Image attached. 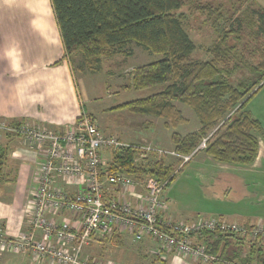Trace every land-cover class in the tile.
Wrapping results in <instances>:
<instances>
[{"label": "trees", "instance_id": "16d2710c", "mask_svg": "<svg viewBox=\"0 0 264 264\" xmlns=\"http://www.w3.org/2000/svg\"><path fill=\"white\" fill-rule=\"evenodd\" d=\"M50 1L65 47L64 58L70 62L80 54L84 66L100 71L105 58L124 53L131 43L162 54L155 61L137 66L128 84L135 89H157L147 96L121 102L111 110L126 108L133 113L166 118V126L177 127L186 121L176 105L180 101L195 112L200 128L186 135L173 133L177 153L190 155L207 137L204 151L217 161L245 166L255 162L264 128L248 103L264 84L263 6H256L251 0H238L230 8L224 3L202 0ZM186 5L204 15L216 31L208 48L210 59H191L197 46L184 26L188 19L183 9ZM222 20L229 23L220 25ZM245 30L255 45L251 38L246 39ZM9 152V146L0 143V185L11 182V173L5 171ZM137 156L134 147L117 149L112 153L109 169L128 173L140 181L156 177L166 182L165 187L175 179L174 164L157 159L139 161ZM245 225L249 230L255 226L251 222ZM121 233L114 230L103 238L120 245ZM193 239L235 264H264L263 234L253 240L248 234L216 229L195 234Z\"/></svg>", "mask_w": 264, "mask_h": 264}, {"label": "built area", "instance_id": "2783aa9c", "mask_svg": "<svg viewBox=\"0 0 264 264\" xmlns=\"http://www.w3.org/2000/svg\"><path fill=\"white\" fill-rule=\"evenodd\" d=\"M3 132L25 136L38 150L41 161L36 168L29 229L9 235L0 226V252H29L37 260L48 259L52 264H121L83 255L96 234L104 237L119 230L132 233L137 241L150 237L166 252L196 261L212 259L213 264H235L218 261L204 244H196L193 236L220 229L248 234L255 240L264 230L258 225L249 230L245 224L220 216H203L193 221L167 217L166 182L156 177L140 181L128 173L111 171L109 164L113 151L120 148H136L139 161L152 153H177L152 143L128 142L107 134L86 111L62 130L0 120V137ZM107 151L111 152L109 162ZM137 186L142 191L138 194L134 191ZM63 211L75 214L76 219H59L57 214Z\"/></svg>", "mask_w": 264, "mask_h": 264}, {"label": "crops", "instance_id": "0c3cea01", "mask_svg": "<svg viewBox=\"0 0 264 264\" xmlns=\"http://www.w3.org/2000/svg\"><path fill=\"white\" fill-rule=\"evenodd\" d=\"M64 52L65 47L50 0H0V120L22 121L62 130L74 123L81 112L89 111L87 100L95 95L90 93L82 101L75 78L72 77L74 71L70 61L64 58ZM73 58H80L82 62L80 54ZM251 112L256 117L255 112ZM97 115L95 118L101 125V112L98 110ZM262 125L264 128V123ZM100 127L107 134H115L103 126ZM151 127L133 129L131 126L125 128L122 125L124 134L121 133L120 136L126 140L129 137L139 140L133 141L131 138L132 141L128 142L157 138L158 135H153L154 130ZM126 133L128 136L124 137ZM11 135L13 140L10 146L13 149L10 152L14 164L13 169L10 167L8 170L11 173V182L0 185V223L9 235H16L29 229L28 216L33 205L36 168L41 157L37 155L36 147L26 145L28 141L23 135ZM14 136L22 137L17 140ZM259 138V154L253 164L233 166L236 171L231 169L232 164L223 163L224 168L230 171L224 170L222 173L240 174L243 178L264 174V139L260 135ZM157 140H160L159 137ZM0 143L3 142L0 140ZM136 188L134 191L137 194L142 192L138 191L140 186ZM131 197L134 198V195ZM164 213L175 220L187 218L180 217L178 210L171 211L169 207ZM57 217L76 219L75 214L68 211L57 214ZM252 219L253 217L246 216L230 220L241 221L242 224H255L260 220ZM121 234L123 243L120 245L110 244V240L96 234L95 239L84 248L83 255L87 258L115 260L121 264H184L180 255L163 251L161 244L150 237L137 241L130 232ZM159 255H163V259ZM0 264L52 263L48 259L37 260L29 252H2Z\"/></svg>", "mask_w": 264, "mask_h": 264}, {"label": "rangeland", "instance_id": "374dc122", "mask_svg": "<svg viewBox=\"0 0 264 264\" xmlns=\"http://www.w3.org/2000/svg\"><path fill=\"white\" fill-rule=\"evenodd\" d=\"M202 1H210L214 4L224 3L227 8H230L235 2H238V0ZM251 2L256 6L260 5L264 7V0H251ZM183 9L188 13V19L184 23L185 29L197 46L191 59H210L212 54L209 52L208 48L211 41L216 37V31L211 26V22L206 20L205 16L196 9L190 8L189 5L184 6ZM228 23L227 20L220 21V25H227ZM248 30L245 31H247L246 39L249 40L251 37L248 36ZM251 41L252 45L256 44L253 38H251ZM130 51L131 53L133 51V54H131ZM161 57L162 54L149 51L142 46L131 43L125 47L124 53L105 58L106 60L103 61V66L100 71H91L80 62V58L72 57L73 60L70 62V65L74 71L72 72V77L75 78V85L80 91L79 93L82 101L83 98L89 97L90 93L95 95L91 100H87L89 101L87 105L90 109L88 108L89 111L86 110V112L92 120L96 121L99 127L103 126L107 131L115 133L112 135L121 137L120 135L123 133V129L121 128L122 125L125 128L131 126L133 129H142L153 125L151 127V129L154 130L153 135H158L160 140H157L158 137H150L152 139L147 138V141L140 142L147 143L149 141L148 143H152L154 146H160L159 148L161 149H173L176 152L175 144L172 140L173 133L179 132L182 135H186L200 128L197 115L187 104L180 101L176 102V105L181 109L186 118V121L180 123L177 127L166 126L165 124L168 122L166 118L137 114L126 108L111 110V107L121 102L147 96L151 94L155 88L157 89V86L146 89H135L128 84H131L132 72L137 66L155 61ZM92 104H94V107H92ZM248 108L254 111L256 118H259V120L264 123V84L249 101ZM97 110L101 112V115H99V122L101 125H99L98 119L95 118L98 116ZM82 113L83 112L79 115ZM222 122L223 121L210 132V135L220 127ZM109 125L110 127H108ZM11 134L20 135L3 132L1 134L3 137H1L2 139L0 138L1 142L9 146L10 151L13 149V147L10 146V142L13 140L11 138L13 135ZM127 136L126 133L124 137ZM14 137L18 140V137L22 136ZM131 138L133 141H139L136 140L135 137H129L128 140L132 141ZM206 138L207 137L201 140L197 148H195V151L190 155H183L177 152V154L173 155L155 153L151 154L147 159H144V161H149L150 159L163 160L167 164H174V166L177 167L175 170V179L164 189V195L169 209L171 211L178 210L181 213L180 217H187L181 218L186 221H193L203 216H225L224 218L227 217V219H242L246 216H250L253 217L252 220L254 221L260 219L255 225L264 228V174H259L257 177L250 176L252 178H243L240 174H231V172L222 173V171L227 170L224 168V164L204 151ZM121 139L126 140L123 137H121ZM28 143L29 142H27L26 145L31 146V144ZM11 154L12 153L9 152L7 165L5 167V171L7 172L10 167L13 169L12 166L14 161ZM110 155L111 152L107 151L106 157L108 162ZM184 163L185 165L179 170ZM233 166H236V164H232L231 169L237 171ZM261 233L263 234L264 230L259 234ZM262 243L264 245V240ZM209 254L218 261L227 260L218 254L211 252H209ZM180 256L183 258L182 262L184 264H190L192 262L193 264H213L212 259L204 262L202 259L196 261L189 256Z\"/></svg>", "mask_w": 264, "mask_h": 264}, {"label": "bare ground", "instance_id": "6f19581e", "mask_svg": "<svg viewBox=\"0 0 264 264\" xmlns=\"http://www.w3.org/2000/svg\"><path fill=\"white\" fill-rule=\"evenodd\" d=\"M1 226V225H0ZM2 228H3V226H1ZM3 230H4V228H3ZM5 231V230H4ZM0 253H2V252H0ZM15 253V252H14ZM17 253H21V252H17Z\"/></svg>", "mask_w": 264, "mask_h": 264}]
</instances>
